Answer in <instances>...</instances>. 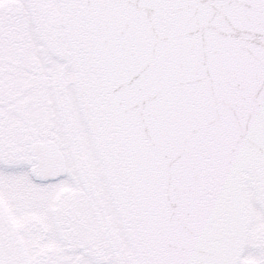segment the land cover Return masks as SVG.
<instances>
[{
    "label": "snow or ice",
    "instance_id": "obj_1",
    "mask_svg": "<svg viewBox=\"0 0 264 264\" xmlns=\"http://www.w3.org/2000/svg\"><path fill=\"white\" fill-rule=\"evenodd\" d=\"M0 264H264V0H0Z\"/></svg>",
    "mask_w": 264,
    "mask_h": 264
}]
</instances>
